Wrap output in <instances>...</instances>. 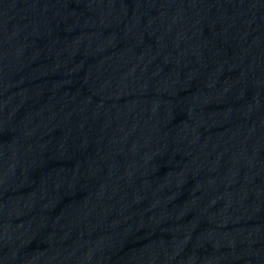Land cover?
I'll return each mask as SVG.
<instances>
[{"label": "water", "instance_id": "95a60500", "mask_svg": "<svg viewBox=\"0 0 264 264\" xmlns=\"http://www.w3.org/2000/svg\"><path fill=\"white\" fill-rule=\"evenodd\" d=\"M0 264H5L3 236H2V224H1V213H0Z\"/></svg>", "mask_w": 264, "mask_h": 264}]
</instances>
